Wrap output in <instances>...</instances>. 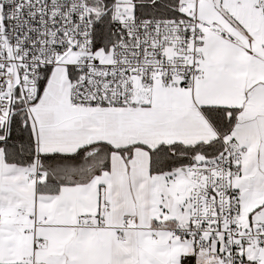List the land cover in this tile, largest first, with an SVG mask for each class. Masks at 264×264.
Instances as JSON below:
<instances>
[{
    "label": "snow or ice",
    "instance_id": "1",
    "mask_svg": "<svg viewBox=\"0 0 264 264\" xmlns=\"http://www.w3.org/2000/svg\"><path fill=\"white\" fill-rule=\"evenodd\" d=\"M0 264H264V0H0Z\"/></svg>",
    "mask_w": 264,
    "mask_h": 264
}]
</instances>
